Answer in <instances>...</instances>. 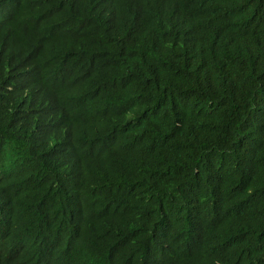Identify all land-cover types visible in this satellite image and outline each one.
<instances>
[{"label": "trees", "instance_id": "1", "mask_svg": "<svg viewBox=\"0 0 264 264\" xmlns=\"http://www.w3.org/2000/svg\"><path fill=\"white\" fill-rule=\"evenodd\" d=\"M0 264H264V0H0Z\"/></svg>", "mask_w": 264, "mask_h": 264}]
</instances>
